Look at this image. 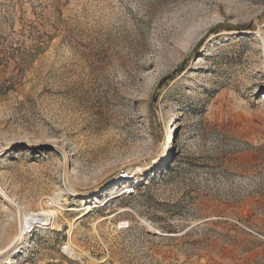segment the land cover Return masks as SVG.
<instances>
[{"label": "rangeland", "instance_id": "1", "mask_svg": "<svg viewBox=\"0 0 264 264\" xmlns=\"http://www.w3.org/2000/svg\"><path fill=\"white\" fill-rule=\"evenodd\" d=\"M130 263L264 264V0H0V264Z\"/></svg>", "mask_w": 264, "mask_h": 264}, {"label": "bare ground", "instance_id": "2", "mask_svg": "<svg viewBox=\"0 0 264 264\" xmlns=\"http://www.w3.org/2000/svg\"><path fill=\"white\" fill-rule=\"evenodd\" d=\"M166 147L167 148L170 147V140L166 143ZM127 191H130L129 186L119 185V186L115 187L112 192H114V193L126 192L127 193ZM22 210H25V209H22ZM73 210L77 211V209H73ZM90 210H91V207L89 205L84 204L83 211L86 212V211H90ZM85 212H83L80 216L85 214ZM20 216H21V229L24 232V230H26L25 228L27 225H29V226H31V225H45V224L51 222V220L55 216V211H53L51 209H41L37 213H32L30 211H22ZM145 225L147 226V228H149L153 232L159 233L156 229L152 228L149 225V223H145ZM18 236L15 239L16 241H18L20 239ZM64 252L69 257H74V258L77 257V255H75V253L71 249H69L68 247H64Z\"/></svg>", "mask_w": 264, "mask_h": 264}, {"label": "built area", "instance_id": "3", "mask_svg": "<svg viewBox=\"0 0 264 264\" xmlns=\"http://www.w3.org/2000/svg\"><path fill=\"white\" fill-rule=\"evenodd\" d=\"M130 264H132V263H130Z\"/></svg>", "mask_w": 264, "mask_h": 264}, {"label": "water", "instance_id": "4", "mask_svg": "<svg viewBox=\"0 0 264 264\" xmlns=\"http://www.w3.org/2000/svg\"><path fill=\"white\" fill-rule=\"evenodd\" d=\"M158 234V233H157Z\"/></svg>", "mask_w": 264, "mask_h": 264}]
</instances>
